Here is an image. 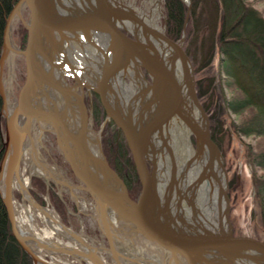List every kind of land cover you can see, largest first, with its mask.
<instances>
[{"label":"water","instance_id":"obj_1","mask_svg":"<svg viewBox=\"0 0 264 264\" xmlns=\"http://www.w3.org/2000/svg\"><path fill=\"white\" fill-rule=\"evenodd\" d=\"M184 1L191 6V0ZM86 2L87 7L83 3L80 7L70 8L66 0H18L6 21L0 55V130L3 142L0 193L17 240L31 255L34 264H53L32 249L30 236L23 234L17 225L15 187H19L23 179L21 163L29 158L36 167L42 164L46 168L47 174L41 176L49 188L52 183L58 184L80 190L91 199L93 212L111 246L110 249H97L112 252L117 262L119 252L113 246L112 220L125 223L135 234L168 254L175 264H264V239L234 230L228 172L221 148L212 137L210 116L196 88L193 62L184 48L185 33L177 41L171 39L166 28L159 29L147 23L122 0ZM156 2L162 13L161 0ZM21 6L27 11L26 19L23 15L20 17L27 28V41L24 49L17 45L14 52L24 57L26 73L11 102L1 79L9 53V39H13L16 12ZM130 24H135V31L129 28ZM100 35L110 38L112 44L119 41L125 46V57L118 59L112 51L109 60V50L103 51L98 41ZM155 41H160L171 55L173 53L172 59L158 54L159 45ZM89 48L98 50V60L102 55V62L91 60ZM81 51L87 54L85 63H81ZM113 63L116 65L109 73V85L112 82L116 85L121 79L126 87L124 95L114 85L108 89V83H104L102 75H99L101 67ZM130 66L139 69L144 81L141 68H145L152 79V83L145 81L146 85L134 96H130L131 88L126 92L131 85L126 82V75L131 78ZM69 78L74 83H70ZM85 89L89 95L96 92L100 96L107 113L99 133L92 126ZM168 104H172L169 111L166 110ZM192 107L200 121L193 116ZM136 109L137 113L131 115L130 111ZM143 112L145 117L139 128L143 133L140 139L134 129L138 127L137 122H141ZM2 118L6 120L5 130ZM111 120L123 131L138 171L140 185L136 199L131 198L126 183L110 166L103 150L101 132ZM176 123L195 137V146L191 142L193 157L197 160L206 152L208 158L201 176L193 182L186 195L178 188L170 142V129ZM45 132L54 133L57 149L70 165L75 182L66 179L40 156L39 144ZM158 143L165 149L161 161ZM166 153L171 158V182L166 200H163L157 164L167 162ZM202 180L211 185V193H217L215 202L210 200L211 203L204 205V210L197 209L193 199ZM26 192L34 207L46 208L36 200L29 187ZM58 192L62 197L63 190ZM21 193L25 201L23 191ZM207 206L210 209L216 207V216L212 220ZM189 209L192 222L187 221L184 214ZM196 221L206 223L202 226ZM75 237L79 239V234L75 233ZM40 245L51 254L65 253L79 258L82 264L88 260L94 264H106L99 254Z\"/></svg>","mask_w":264,"mask_h":264},{"label":"trees","instance_id":"obj_2","mask_svg":"<svg viewBox=\"0 0 264 264\" xmlns=\"http://www.w3.org/2000/svg\"><path fill=\"white\" fill-rule=\"evenodd\" d=\"M17 2L18 0H0V55L6 21ZM161 10L167 35L171 39L177 41L185 33L184 48L194 62L195 74L207 70L216 54L220 56V67L232 92V96L224 97V101L226 107L237 118L232 122V128L240 135L253 136L257 139V143L249 148V158L254 168V184L264 226V12L246 0H191V6L184 0H161ZM16 34L20 40V48L24 49L27 28L23 23L19 24ZM213 78L207 85L204 78L197 79L196 84L203 106L214 121L216 117L210 114L212 104H208V98L204 99L211 83L214 82ZM94 96L95 127L100 129L106 116L97 98L98 94L94 93ZM1 108L0 95V110ZM1 123L4 130L5 118L1 119ZM221 129L220 123L211 127L212 137L220 147ZM108 130L109 126L106 125L102 135L104 153L110 166L126 183L131 198L136 199L140 179L130 148L125 138L121 141L115 133L113 140L104 139ZM195 142L193 136V143ZM2 154L3 142L0 130V161ZM68 166L73 174L69 164ZM258 170L263 173L258 174ZM74 180L76 181L75 176ZM32 185V195L41 205H46L44 196L48 188L44 179L34 176ZM52 185L47 193L61 214L63 222L67 223L66 200L58 196L54 190V183ZM0 264H34L31 255L25 251L13 233L1 193Z\"/></svg>","mask_w":264,"mask_h":264},{"label":"rangeland","instance_id":"obj_3","mask_svg":"<svg viewBox=\"0 0 264 264\" xmlns=\"http://www.w3.org/2000/svg\"><path fill=\"white\" fill-rule=\"evenodd\" d=\"M132 5H134L137 12H140L142 8L146 10L148 14L151 13L152 9L155 7L156 0H126ZM248 2L253 3V5L264 12V0H246ZM69 4V7H80L81 3L78 0H66ZM72 6V7H71ZM156 15L159 17V24L161 28H166L163 23V15L159 14L158 10H156ZM23 18H27V11L24 10ZM23 23L22 18H16L13 24V40L16 45L19 46V37L16 34V31L19 27V24ZM24 24V23H23ZM20 47V46H19ZM92 48V46H91ZM200 56V54H199ZM192 60V59H191ZM86 60L83 59L82 63H85ZM193 62V60H192ZM194 70L195 65L193 62ZM26 73V66L24 58L12 52L11 58H9L2 70V85L4 90L9 98V101L13 102L14 98L17 94V91L20 85L24 82ZM214 80L211 83L208 92L204 96L208 98V104L210 107V114L216 117L211 120V127L213 124L218 126V123L221 125V131L219 134V139L221 143V151L224 156L225 168L228 172L229 179V196L231 199V219L233 222L234 230L236 233H250L256 235L257 237L264 239V226L261 215V208L259 199L257 197V189L254 184V168L251 164L249 158V148L257 143V139L253 136H243L235 132L232 128V122L237 120L234 113H232L225 104L224 97L230 98L232 96L231 89L228 87L226 82L225 74L222 72L220 67V56L216 54L211 66L207 70H202L198 74H195V79L204 78L205 85L209 83V80L212 78ZM70 83H72V79H68ZM197 88V84H196ZM86 91V89H85ZM198 91V88H197ZM87 95V91H86ZM87 97V96H86ZM87 103L89 104V100L87 98ZM202 102V101H201ZM210 116V115H209ZM92 117V126L96 133H99L101 128L99 129L95 127V119H94V111L91 113ZM6 121V120H5ZM108 122L105 124L109 126L108 132L104 135V139L113 140L115 135L119 140H123L124 136L122 131L119 133L116 123ZM103 128V130H104ZM119 128V127H118ZM120 129V128H119ZM5 130V129H4ZM103 130L101 132V136L103 135ZM121 130V129H120ZM115 133V135H114ZM36 134H39L37 130ZM103 139V136H102ZM173 139V137H172ZM174 140V139H173ZM103 141V140H102ZM191 141L193 143V136H191ZM196 144V142H195ZM193 143V145L195 146ZM40 148V156L46 160L51 166L57 169L58 172L63 174V176L71 182H74V176L70 171V168L63 157H61L60 152L56 146V138L54 133L45 132L41 138V143L39 144ZM173 148L174 157L178 163V165L183 164L184 157L181 156L180 151ZM60 154V156H59ZM167 162L169 165L171 164L170 155H167ZM22 178H29V190L33 189L32 185V177L37 176L44 179L38 171L34 172V175H31L32 166L35 168L36 166L31 162L29 158L23 159L22 163ZM37 168V167H36ZM35 168V170H36ZM51 168V170L55 173V169ZM258 174H262L263 171L258 170ZM121 177V176H120ZM45 181V179H44ZM46 182V181H45ZM47 184V183H46ZM53 184V183H52ZM48 188V191L53 187ZM63 190V196L61 197L58 193L59 190ZM54 190L58 194L60 198H62L66 202L67 206V223L63 222L61 214L53 205L50 195L46 192L44 199L46 201V207L54 210L61 221L68 226L70 229L75 231L77 234L83 236L88 239L89 244H93L95 247H105L111 248L110 242L107 238L106 233L101 229L102 226L99 220L96 218L95 213L93 212V204L91 203V199L86 196V194L80 190H71L69 188L54 184ZM20 194V195H19ZM19 195V197L17 196ZM15 197L19 201L18 203H23V195L21 190L16 185L15 187ZM66 198V199H65ZM40 220H38L39 222ZM42 224V222H39ZM111 234L113 237V246L115 250L119 252V259L122 264H175V262L169 257L168 254L164 253L162 250L153 246V248L148 250L144 246L141 241V237L136 235L131 228H126L124 231L122 228H116L112 223ZM137 237V238H136ZM55 241H61V246H66L70 244L72 248L78 247L84 250V246L82 243L79 244L75 240H71L67 236L56 235L54 238ZM144 240V239H142ZM141 241V242H140ZM72 244V245H71ZM78 244V245H77ZM145 249L148 255H142L139 253L142 249ZM156 248V249H155ZM77 249V248H76ZM152 252V253H151ZM102 258L106 260L107 264H118L115 261V257L106 251L97 252ZM161 254H165L164 256H160ZM44 258L48 261H51L55 264H82L81 259L76 258L72 255L61 253V254H51L47 253V255L43 254ZM88 261H83V264H89ZM91 263V262H90ZM92 264V263H91Z\"/></svg>","mask_w":264,"mask_h":264},{"label":"bare ground","instance_id":"obj_4","mask_svg":"<svg viewBox=\"0 0 264 264\" xmlns=\"http://www.w3.org/2000/svg\"><path fill=\"white\" fill-rule=\"evenodd\" d=\"M81 5L83 3H85L84 5L87 7L88 3L84 2V0H78ZM123 2L127 3V5L131 8H133L135 11V7L134 5H132L131 3H129L126 0H122ZM80 5V6H81ZM156 10H158L159 14L160 13V8L157 4V2L155 1V7L152 9L151 13L148 14L146 12V10L144 8H142L140 10V12H137L147 23L151 24L154 27H157L159 29H161L160 24H159V17L156 15ZM23 11H24V7L21 6L17 9L16 12V18H20L23 15ZM15 18V19H16ZM129 28L133 31L136 30L135 24H130ZM99 38V42L100 45L103 48V51H108V59L111 60L112 57V51L113 53L116 54L118 59H122L125 57L127 49L125 46H123L119 41L116 42V44H112V40L108 37L105 36H98ZM159 46H157V52L158 54H162V56L172 59L173 53L171 55L170 51L167 50V48L164 46L163 43H161L160 41H155ZM9 53L7 56V60L9 58H11L12 52L15 51V48L17 47V45L15 44L13 39H9ZM85 50V49H84ZM82 56L83 59L86 60L87 54H85V52H82ZM88 54L91 57V60L93 59V61L97 62H102V58L101 56H99V60H98V50H91L90 48L88 49ZM6 60V61H7ZM82 63V61H81ZM113 65H116V63H113L111 65H108L106 67H101L99 69V75H102L101 79L103 80L104 83H108V89L109 88H113V82L110 83L109 85V73L110 71L113 69ZM128 71L131 75L132 78V83L131 85L128 86V88L126 89V92H128L129 88L132 89L131 91V95L130 96H134L137 92H139L140 90L143 89V87L146 85V82L143 80V78L140 75L139 69L136 68L135 66H130L128 68ZM3 78L1 79L2 82ZM4 85V84H3ZM125 84H122L121 79H118V81L116 82V88L119 91V93L121 95H124L123 90H124V86ZM110 86V87H109ZM110 91V90H109ZM123 93V94H122ZM119 94V95H120ZM130 98V97H129ZM172 108V104H168L166 105V110L169 111V109ZM191 112L193 114V116L200 121V117L198 115V113L196 112L195 108L192 107ZM134 113H137V109L135 111H130V114L133 115ZM142 120L141 122H137L138 123V129H134L137 132V136L138 138L141 139L142 137V131H139L140 129V125L143 122V119L145 117V112H143L142 114ZM170 136H171V146L175 148V146L177 145V150L180 151V154L182 157H184L183 160V164L182 165H178L176 159H175V163H176V167H175V171H176V180L178 183V188L181 190L182 194H188L191 187L193 186V182L195 180H197L203 170H204V165L207 164L208 158H207V154L206 152H204L203 154L200 155V158H194V147L192 146V141H191V135L189 134V132L182 128L181 125L179 124H174L173 127L170 129ZM173 137V139H172ZM139 139V140H140ZM159 142V141H158ZM158 147H161L160 153L162 152V154L160 155V161L163 158V156H165V149L162 148V144L158 143ZM166 155H168L166 153ZM215 168L217 167V165L215 163H213ZM36 168V167H35ZM35 168L32 166V171H38L40 174H47V170L46 168H44V166L41 164L40 167H37L36 170ZM52 173H54L51 170ZM157 173H158V181H159V186L160 189L162 190V196H163V200L165 199V196L168 194L166 193V191L168 190V187L170 186V180H171V164L169 165L168 162L165 163H161L159 162L157 164ZM202 185L200 187V190L197 192V194L194 195L193 199H194V203L197 207V209L201 208L202 210H204L205 206L210 202V200L214 203L216 198H217V193H211V185H207L206 181L202 180ZM19 187L21 189V191H23L24 193V197H25V201H23V203H18L17 201L15 202V208L17 210V225L19 227V229L21 230V232L25 235L30 236V241L29 243L31 244L32 249L39 254L40 256H42V254L44 253H50L49 251H46L45 249L42 248V246L40 245V243L42 244H46L49 246H59V247H65L68 249H72V250H82L78 247L72 248L70 246V244H67L66 246H61V241H55L54 238L56 235H62V236H67L68 238H70L71 240H75V241H79L80 243L83 244L84 248V252H87L88 254H98L96 252H98L99 250L97 249L98 247H95L93 244H89L88 239L84 238L83 236L79 235V239H77L75 237V233L73 230L71 229H66L62 223H61V219L59 218V216L57 215V213L52 210L51 208H45V209H37L36 207L33 206L32 203H30L29 200V196L27 195L26 189L29 187V178H24L22 179V182L19 183ZM208 214L211 216V220L212 218H214L216 216V210L213 207V209H210V207H208ZM210 209V210H209ZM201 210V211H202ZM188 211H185V218L186 220L189 222L191 221L192 218V211L189 209L188 215L186 214ZM206 212V213H207ZM38 220H40L42 222V224H40L38 222ZM113 224L116 228L119 229H123L124 231H126L125 229L128 228L127 225H125V223L120 222L118 220H112ZM205 221L204 223H200L196 221L197 225H205ZM137 235V234H136ZM137 238V237H136ZM142 243L144 244V246L146 248H148V250H150V248H153V244L148 243L145 240H142ZM140 241V242H141ZM78 242V244H79ZM77 244V245H78ZM72 245V244H71ZM77 248V249H76ZM156 249V248H155ZM151 251V250H150ZM149 251H146L144 248L139 251V253L142 254H147ZM152 253V252H151ZM89 259V258H88ZM92 262V261H91ZM53 263V262H52ZM93 263V262H92ZM55 264V263H53ZM94 264V263H93ZM122 264V263H121ZM243 264V263H240Z\"/></svg>","mask_w":264,"mask_h":264},{"label":"flooded vegetation","instance_id":"obj_5","mask_svg":"<svg viewBox=\"0 0 264 264\" xmlns=\"http://www.w3.org/2000/svg\"><path fill=\"white\" fill-rule=\"evenodd\" d=\"M141 71H142V73L144 74V79H145V81H147V82H149V83H152V79H151V77L149 76V74H148V72H147V70L145 69V68H141ZM72 79V78H71ZM126 82L128 83V84H131V78L129 77V75H126ZM72 83H74V80L72 79ZM114 85V87H116V85L115 84H113ZM125 86H124V90H125ZM130 90V89H129ZM87 91V90H86ZM94 93H96V92H93L92 93V95H89V94H87L86 96H85V102H86V104H87V106H88V109H89V112L90 113H92V110L94 111V109H95V96H94ZM87 98H88V100H89V104L87 103ZM98 100H99V102H100V104L103 106V108H104V111H105V116L107 117V113H106V110H105V107H104V105H103V103H102V101H101V98H100V96L98 95ZM106 117H105V120H106ZM113 120H111V122H112ZM114 122V121H113ZM108 123V122H107ZM106 123V124H107ZM115 124V123H114ZM117 126V125H116ZM117 129H118V131H119V133L122 131V130H120L119 128H118V126H117ZM122 134H123V136H124V133H123V131H122ZM124 138H125V136H124ZM125 140H126V138H125ZM126 143H127V141H126ZM75 182V181H74ZM102 229V228H101ZM103 230V229H102ZM103 251V250H102ZM107 253H109V255L111 254L110 252H107ZM119 255L120 254H118L117 255V258H118V264L119 263H121L120 262V259H119ZM142 255H145V254H142ZM147 255V254H146ZM165 254H161L160 256H164ZM103 260L106 262V260L104 259V256H103ZM115 261H116V259H115ZM91 262V261H90ZM90 262H88L89 264H91ZM93 264V263H92ZM106 264H107V262H106Z\"/></svg>","mask_w":264,"mask_h":264}]
</instances>
